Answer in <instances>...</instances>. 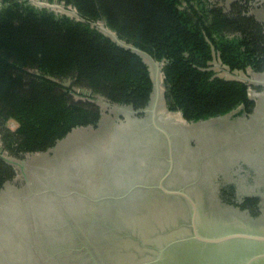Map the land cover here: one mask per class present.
Instances as JSON below:
<instances>
[{"label":"trees","instance_id":"obj_1","mask_svg":"<svg viewBox=\"0 0 264 264\" xmlns=\"http://www.w3.org/2000/svg\"><path fill=\"white\" fill-rule=\"evenodd\" d=\"M39 1L49 5L0 0V151L43 152L74 128H98V97L144 117L154 89L149 65L102 26L162 64L166 108L187 122L255 107L247 82L221 77L211 64L264 71V23L237 0L228 11L217 0ZM12 176L0 157V190Z\"/></svg>","mask_w":264,"mask_h":264},{"label":"rangeland","instance_id":"obj_2","mask_svg":"<svg viewBox=\"0 0 264 264\" xmlns=\"http://www.w3.org/2000/svg\"><path fill=\"white\" fill-rule=\"evenodd\" d=\"M233 1L236 0H217L226 11ZM237 1L245 5L247 16L253 15L264 23V0ZM40 2L34 0V3L42 5ZM54 8H58V5ZM144 60L149 65L153 83H156L159 93L156 96L154 87L149 106L143 110L145 112L142 118L146 120L145 124L149 123L147 116L150 117L149 112L156 103L155 122L170 133L174 140L171 149L175 152L177 127L190 131L187 136L191 137L193 131L202 124L187 122L179 112L166 108L163 99L162 64L158 62L155 67L149 58L144 57ZM211 64L219 76L243 80L249 84V97L256 103V112L253 117L247 116L244 121L237 120L240 130H236L241 131L246 138L242 143L251 145L256 140L252 132L259 131L257 123L264 124V92H261L264 87V71H230L216 58ZM97 100L101 107L98 128H74L64 139L43 152L25 153L16 157L0 151V157L13 170V176L0 190V264H59V261L64 264L65 258L68 261L66 264H74L72 259L76 254L66 251V248H78L73 232L84 236V240L93 241L98 236L97 221L89 219L90 210L102 207L111 197L122 196L130 191L131 188L120 190L123 183L138 173L148 171L151 165L154 181L164 173L166 165L162 157L166 158L168 151L163 140L158 154L162 161L150 162L146 158L149 155L147 154L135 166L129 143L120 141L121 134L127 129L126 120L130 122L129 119L134 114L124 108L107 104L104 98L98 97ZM228 115L203 123L207 126L231 125ZM7 125L12 129L16 127L13 120H9ZM194 150L192 152L196 155L195 160L205 153L202 148L199 151L197 148ZM175 159L174 178L175 183L180 184L176 178L185 176L187 179L192 170H187L183 165L181 160L184 155L177 157L175 154ZM128 183L131 186L133 184ZM85 219L91 222H84ZM65 244L68 246L65 247ZM46 247L57 254L48 255L50 250ZM59 252L62 257L58 255Z\"/></svg>","mask_w":264,"mask_h":264},{"label":"flooded vegetation","instance_id":"obj_3","mask_svg":"<svg viewBox=\"0 0 264 264\" xmlns=\"http://www.w3.org/2000/svg\"><path fill=\"white\" fill-rule=\"evenodd\" d=\"M261 92H264V87ZM252 111L243 112L238 116L229 114L231 125L207 126L203 123L224 116L195 122L194 125H202L193 131L191 137L187 136L190 131L178 126L175 152L174 149L169 152L166 139L152 125L151 117L147 116L148 124H145L144 117L134 116L129 119L130 122L126 120L127 129L125 133L121 132L120 141L129 143L135 166L142 157L149 154L146 158L150 162L162 161L163 158L166 165L164 173L172 160L171 171L160 186L159 180L164 173L154 181L151 165L148 171L138 173L123 183L124 186L120 190L131 188L130 191L122 196L111 197L102 207L92 208L89 219L97 221L98 236L93 241L84 240V236L73 232L78 248H66V251L76 254L72 259L74 264H153L151 251L157 249L155 245L163 246L165 243L174 242L170 234L177 227L186 233L191 228L189 201L183 195L167 190L185 191L190 198L199 202L202 214L213 221L214 225L264 228V124L257 123L259 131L252 132L256 140L251 145L242 143L246 138L241 131L236 130L240 125L237 120L244 121L247 116H254L256 103ZM161 140L167 145L166 158L158 155L161 151ZM194 148L198 151L202 148L204 155L195 160L196 155L192 152ZM175 154L177 157L184 155L186 159L181 160L183 165L187 170H192L189 178H176L180 184H176L174 178ZM128 182H133L134 185L131 186ZM230 185H234L233 194L224 197L221 188ZM246 196L259 199L256 204L242 208L240 204ZM86 221L91 222L88 219L84 222ZM149 235H153L160 242H148ZM67 246L65 244V247ZM191 246L194 250L192 255H188L190 258L180 261L178 256L175 260L177 264H195V245ZM175 248H178L175 250L179 252L185 250V246ZM47 250H50V256L57 254L56 251L52 252L51 248ZM67 262L65 258L63 263ZM158 264L169 263L166 260Z\"/></svg>","mask_w":264,"mask_h":264},{"label":"water","instance_id":"obj_4","mask_svg":"<svg viewBox=\"0 0 264 264\" xmlns=\"http://www.w3.org/2000/svg\"><path fill=\"white\" fill-rule=\"evenodd\" d=\"M34 2V0H31ZM43 5V2H40ZM40 5V4H39ZM44 5H49L44 3ZM55 6V5H54ZM112 39L119 45L131 49L143 57L149 58L155 67L156 62L148 53L126 44L119 40L118 37L110 30L101 27ZM155 93H159L156 83L154 82ZM158 96V94L156 95ZM153 121V126L166 139L171 151L172 138L170 133L155 122L156 103L149 112ZM203 121V120H201ZM171 163L159 180V185H163V180L171 171ZM170 193H177L183 195L190 203V230L188 233L180 231L177 227L170 235L173 236L174 242L165 243L163 246H156L157 249L151 251L154 257L153 264L164 262L168 260L169 264H177L176 258L182 259L190 258L194 249L191 245H195V264H264V228H251L248 226L232 225V226H217L214 222L202 214V208L199 202L190 198L183 190H167ZM148 231V229L146 230ZM148 242L160 241L154 238L153 235L147 236ZM154 240V241H153ZM185 246L183 252H179L176 246ZM175 250V251H173ZM188 253V254H187Z\"/></svg>","mask_w":264,"mask_h":264},{"label":"built area","instance_id":"obj_5","mask_svg":"<svg viewBox=\"0 0 264 264\" xmlns=\"http://www.w3.org/2000/svg\"><path fill=\"white\" fill-rule=\"evenodd\" d=\"M44 3V2H43Z\"/></svg>","mask_w":264,"mask_h":264}]
</instances>
